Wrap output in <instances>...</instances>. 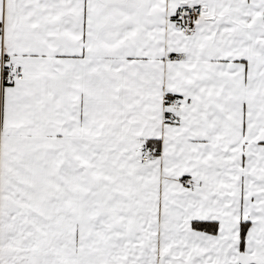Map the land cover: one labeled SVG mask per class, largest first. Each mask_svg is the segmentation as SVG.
I'll return each mask as SVG.
<instances>
[{"label": "snow or ice", "instance_id": "1", "mask_svg": "<svg viewBox=\"0 0 264 264\" xmlns=\"http://www.w3.org/2000/svg\"><path fill=\"white\" fill-rule=\"evenodd\" d=\"M0 264H264V0H0Z\"/></svg>", "mask_w": 264, "mask_h": 264}]
</instances>
